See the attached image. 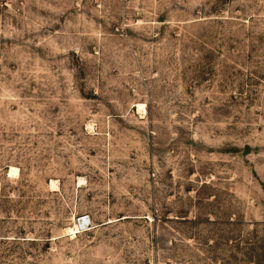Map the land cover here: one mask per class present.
Here are the masks:
<instances>
[{
	"label": "rangeland",
	"instance_id": "374dc122",
	"mask_svg": "<svg viewBox=\"0 0 264 264\" xmlns=\"http://www.w3.org/2000/svg\"><path fill=\"white\" fill-rule=\"evenodd\" d=\"M0 264H264V0H0Z\"/></svg>",
	"mask_w": 264,
	"mask_h": 264
},
{
	"label": "bare ground",
	"instance_id": "6f19581e",
	"mask_svg": "<svg viewBox=\"0 0 264 264\" xmlns=\"http://www.w3.org/2000/svg\"><path fill=\"white\" fill-rule=\"evenodd\" d=\"M138 106H139L140 109H143V108L145 107L144 104H142V103H139ZM18 172H19V170H18L17 167L12 166V167L10 168V174H12V173H17V174H19ZM12 176H13V175H12ZM13 177H14V176H13ZM15 177H16V176H15ZM80 181L82 182V180H80ZM52 186H53V187H54V186H57L55 181H52ZM79 220H81V222L83 223V225H87L88 222H91L89 216H85V217H83V218H81V219H79ZM79 220H78V223H77V219H76L75 223H74L72 226H70V227L67 228V230L70 231L71 234H72V233L76 234V232L81 231V230H83V229H87L88 227H90V226H86V227L81 226ZM78 224H79V225H78ZM74 237H75V236H74Z\"/></svg>",
	"mask_w": 264,
	"mask_h": 264
},
{
	"label": "water",
	"instance_id": "95a60500",
	"mask_svg": "<svg viewBox=\"0 0 264 264\" xmlns=\"http://www.w3.org/2000/svg\"><path fill=\"white\" fill-rule=\"evenodd\" d=\"M80 218H81V217H79L78 219H80ZM79 222H80L81 226H83V227H86V226H92V223H91V222H88L87 225H83V223L81 222V220H79Z\"/></svg>",
	"mask_w": 264,
	"mask_h": 264
},
{
	"label": "crops",
	"instance_id": "0c3cea01",
	"mask_svg": "<svg viewBox=\"0 0 264 264\" xmlns=\"http://www.w3.org/2000/svg\"><path fill=\"white\" fill-rule=\"evenodd\" d=\"M12 167V166H11ZM77 219V218H76ZM90 221H91V219H90ZM77 223H78V220H77ZM73 225V224H72ZM79 225V224H78Z\"/></svg>",
	"mask_w": 264,
	"mask_h": 264
}]
</instances>
